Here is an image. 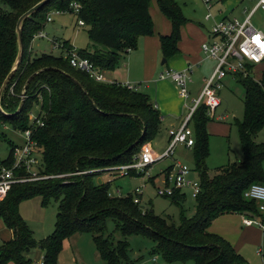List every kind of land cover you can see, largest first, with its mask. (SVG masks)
<instances>
[{
    "label": "trees",
    "instance_id": "obj_1",
    "mask_svg": "<svg viewBox=\"0 0 264 264\" xmlns=\"http://www.w3.org/2000/svg\"><path fill=\"white\" fill-rule=\"evenodd\" d=\"M39 1L0 0V86L16 57V22ZM155 2L171 24L170 34L159 37L162 57L168 60L178 52L180 28L187 20L175 0ZM71 3L79 5L76 19L83 21L82 27L87 28L93 44V50L78 49L77 53L101 71H113L121 56L135 48L138 37L153 34L151 0H52L24 21L22 61L3 93L1 105L5 112H15L27 79L46 69L30 80L21 111L7 117L0 112V122H7L14 130L27 129L29 106L38 101L36 112L43 126L33 128V139L41 153L40 173L56 181L43 187L37 185L50 183V179L14 185L0 201V219L11 232L10 240L0 246V264H31L28 254L35 249L43 252L44 264H57L63 240L84 233L91 235L104 264L142 261H129L127 244L113 242L108 222L122 236L136 235L152 241V254L168 264L186 260L193 264H247L226 241L210 234L208 227L223 215L262 218L256 203L245 199L243 193L252 184H264V144L254 141L264 126V80L254 81L250 72L236 76L244 90L243 117L236 124L243 157L212 177L205 165L206 107L199 106L193 114L195 145L190 151L201 192L194 199L193 216L186 217L182 210L175 225L134 204L130 196H112L109 182H93L101 173L133 163L142 145L158 133L162 118L147 95L116 82L97 83L73 69L62 53L30 58L29 45L43 30L48 13L70 12ZM65 46L71 49L68 42ZM0 164H6V160ZM36 194L58 200L55 230L39 241L18 212L20 201ZM184 199L179 193L171 197L178 205Z\"/></svg>",
    "mask_w": 264,
    "mask_h": 264
},
{
    "label": "rangeland",
    "instance_id": "obj_2",
    "mask_svg": "<svg viewBox=\"0 0 264 264\" xmlns=\"http://www.w3.org/2000/svg\"><path fill=\"white\" fill-rule=\"evenodd\" d=\"M181 8L183 17L187 23L193 22L201 24L205 30H208L211 22L205 20L207 14V5L203 0H175ZM210 4V13L215 16L216 10L224 11L234 5L233 0H206ZM257 0L249 2L251 8ZM153 3V4H152ZM152 4V5H151ZM149 12L152 6H157L155 0H151ZM247 4L239 5V9ZM1 7V3H0ZM150 14V13H149ZM237 11L233 13L230 18L242 19ZM185 23V24H187ZM252 25L264 34V12L257 11L251 18ZM184 26V25H183ZM183 26L180 28V33L183 32ZM186 26V25H185ZM184 26V27H185ZM42 33L45 38H35L29 45L30 58H35L43 53L51 54L54 56L60 55V50L54 48L51 41L56 40L62 42L66 49V42L71 48L78 49H92V42L90 41L87 28L77 25L76 15L62 14L51 15V22L46 23ZM162 60V58H161ZM170 62V61H169ZM167 65L158 66L159 72ZM208 62L204 65V69L208 66ZM170 70L178 71L169 67ZM261 75V80H264V64L255 68V74ZM263 74V75H262ZM123 71L116 67L109 76L112 81L122 83ZM256 75V78L259 77ZM122 81V82H121ZM195 74L191 79L189 85L190 97L188 101L181 100L176 92V88L169 87L164 90V99L162 107L164 112L160 113L164 116L165 120L174 119L175 115L184 117L187 114V107L190 101L195 99L200 91V86L197 84ZM220 106L215 110L214 116H206L207 122L205 125L206 134L208 135V157L205 165L209 175L214 176L219 169L226 168L229 164L238 162L242 159V149L239 143L238 132L236 128L237 122H240L243 117V104L242 95L244 93L243 87L236 81L231 79H224L223 87L219 90ZM139 92L146 95L144 85L139 87ZM19 104V102H18ZM38 101H34L29 106V112H36ZM28 112V113H29ZM28 116V114H27ZM224 117L221 121L217 118ZM161 135V134H160ZM156 135L151 141L145 144H150L152 150L156 154H160L165 146L164 138ZM22 135L12 129L7 122H0V163L5 161L9 155L11 146L19 145L22 143ZM256 143L264 144V126L258 133L254 140ZM177 147L176 152L170 158H165L147 169V174L144 176H120L117 172L111 171L110 173H101L93 179L94 184L101 185L110 183L109 192L112 196L117 197H132L137 188H142V196L140 198V206L143 209L152 210L157 216H160L175 225L179 224L180 213L183 210L185 216L190 218L194 214V200L190 197L187 191L185 193L184 202L180 205L172 202L171 198H164L157 195L156 188L162 186L164 180H168V176L172 178L171 167L176 163L186 165L191 170L190 178L196 179L194 172V163L191 151L182 153ZM261 168L264 173V159L261 162ZM44 176V175H43ZM50 179V183H39L37 187L51 185L55 182V178L45 175L42 180ZM260 184V183H259ZM264 185V184H263ZM58 209V200L54 197H45L42 194H36L27 197L20 201L18 205V212L22 220L31 230L33 237L36 241L42 240L53 234L55 230L56 214ZM142 209V213L144 210ZM108 234L111 236L113 242H125L128 248V259L130 262L142 259L139 263L134 264H168L164 262L159 255L152 254L154 243L146 238L136 235L122 236L120 233L114 231L112 222L107 223ZM11 232L6 229L4 222L0 219V246L2 243L9 241ZM257 248H261L264 255V233L262 235V243ZM253 249V251L257 252ZM258 256V255H257ZM29 259L32 261H40L43 257V252L40 249L32 250L28 254ZM252 264H263L261 257H255L253 254L250 256ZM155 260V262H153ZM57 264H104L101 260L96 247L93 243L92 237L89 234H74L63 240L61 251L58 255ZM171 264H193L191 260L184 262H177Z\"/></svg>",
    "mask_w": 264,
    "mask_h": 264
},
{
    "label": "built area",
    "instance_id": "obj_3",
    "mask_svg": "<svg viewBox=\"0 0 264 264\" xmlns=\"http://www.w3.org/2000/svg\"><path fill=\"white\" fill-rule=\"evenodd\" d=\"M207 5V14L205 20L212 23L209 30V41L201 45V52L205 58L214 62V70L205 81L199 95L192 99L190 106L187 107V114L183 123L178 128H170L167 131L168 144L160 154L153 152L149 144H144L139 150L136 160L127 165H121L112 168L120 176H130L135 173L137 176L147 174V169L165 159L174 155L177 147L191 150L195 145V138L191 128V119L199 106L206 107L208 116H214L215 110L220 106L219 90L222 87L223 80L228 76L242 75L247 76L250 71L248 66H255L264 61V34L257 30L251 23L252 16L257 12H264V0H257L254 6L245 14L242 20L237 18H228L218 14L212 16L210 13V4L203 0ZM69 11L54 10L48 13L46 23L51 22V15L74 14L79 12V5L71 3ZM77 25L82 27L83 21H77ZM35 38H45L40 31ZM54 48L60 50L64 58L68 60L69 65L78 71L88 75V77L97 82L110 84L104 77L103 71L95 67L88 59L78 55L75 48L67 50L63 43L56 40L51 41ZM192 67L188 66L183 70L173 71L165 69L159 73V80H170L174 83L178 97L181 100L189 98V84L191 82ZM129 90L137 91L138 86L124 85ZM12 94V89H10ZM21 98V96L19 97ZM155 108V107H154ZM28 125L25 130H17L22 135V143L13 145L9 155L6 158V164H0V201L5 198L11 187L18 184L41 181L45 178L40 172L41 153L33 139V128L42 127L43 122L37 115V112L28 113ZM224 117H219L222 120ZM15 131V130H14ZM172 178L164 180L162 186L156 188L157 195L164 198H171L175 193L185 196L184 191L190 194L194 200L201 192V186L196 179L190 178L191 170L186 165L176 163L173 165ZM133 203L140 204L142 188H137L133 193ZM243 197L256 203L258 213L264 216V185L252 184L243 193ZM242 224L244 226H256L264 229V220L262 218H251L241 214ZM31 264H44L43 257L40 261H32Z\"/></svg>",
    "mask_w": 264,
    "mask_h": 264
},
{
    "label": "crops",
    "instance_id": "obj_4",
    "mask_svg": "<svg viewBox=\"0 0 264 264\" xmlns=\"http://www.w3.org/2000/svg\"><path fill=\"white\" fill-rule=\"evenodd\" d=\"M233 1L235 2L234 7L231 6L223 12L220 10H216L217 14L215 16L221 13L222 16L230 18V16L238 10L239 14L244 17L245 14L251 9V7L248 6L250 5L249 2L251 3L254 0ZM244 3L247 4V6H242V9H239V5H243ZM149 13L153 24V34L150 36L138 37L135 48L121 56L117 67H119L123 71V75L121 77L123 82L121 81L122 83H116L122 85L138 86L137 91H139V87L141 88L142 85H144V88L148 93L147 97L149 98L150 103L155 107V109L159 112L162 118L159 125L158 133L156 135L161 134L160 136L164 138L165 146L167 147V131L170 128H178L183 123L186 115L184 117L175 115L174 119H164V116H162V114L160 113V111L164 112V109L162 107L164 99V90L166 88H169L170 86L174 87L175 85L170 80H159L158 75L163 70L169 69V67L175 70H183L188 66H191V79L195 74V78L197 79L196 82L200 86L201 91L205 81L211 75L215 66L214 62L210 59L205 58V56L201 52V45L209 41V30L212 23L210 24L209 29L205 30L201 24H195L190 21L189 23L186 22L187 24H184V26H186H183L182 34L180 33V40L177 45V54L171 57L170 59L165 60V63L162 65L161 62L164 59L160 51L159 37L170 34L171 24L161 14L157 6H152V10H150ZM168 62L170 66L163 67V70L159 72V64L160 66H164L167 65ZM207 62L209 64L204 69V65ZM262 64H264V61L258 65L252 66L250 70L252 78L256 82H259L261 80V75H259L258 72V74H255V68ZM111 72L112 71H103L104 77L108 83L115 82L110 80L111 78L109 76L111 75ZM256 75H259V77L256 78ZM225 79H231L232 81L236 82V77L234 76H228ZM191 83L192 82H190V84ZM217 120L221 121L218 118ZM166 147L164 148V150L166 149ZM178 149H181L180 151L182 153H185V151H189L182 147ZM262 220H264V216H262ZM208 232L226 241L236 253H238L241 257L244 258L247 264H252L250 258L251 254H253L257 258L258 256H260L262 263L264 264V255L262 251H260L261 248H257V246L260 247L262 243V235L264 233V229H260L256 226H244L242 224L241 215L230 214L218 217L210 224V226L208 227ZM256 248L257 252H254L253 249L256 250ZM153 262H155V260H153Z\"/></svg>",
    "mask_w": 264,
    "mask_h": 264
},
{
    "label": "water",
    "instance_id": "obj_5",
    "mask_svg": "<svg viewBox=\"0 0 264 264\" xmlns=\"http://www.w3.org/2000/svg\"><path fill=\"white\" fill-rule=\"evenodd\" d=\"M50 1L52 0H41L39 1L37 4H35L33 7H31L29 10H27L25 13H23L17 20L16 22V26H15V35H16V46H17V52H16V57L15 60L10 68V71L7 73L6 77L4 78L1 86H0V112L4 115V116H12V115H16L17 113H19L23 107L24 101H25V95H26V89L27 86L30 82V80L38 73H40L41 71L45 70H39L37 71L35 74H33L32 76H30L27 81L25 82L22 91H21V98L19 101V104L15 110V112L13 114H8L7 112L4 111V109L2 108L1 105V101H2V96L3 93L8 85V83L10 82V80L12 79V77L14 76V74L16 73V71L18 70L19 65L21 64L22 61V54H23V46H22V26L23 23L26 19H28L30 16H32L33 14H35L37 11H39L41 8H43L45 5H47ZM165 63V60H162L161 64L163 65Z\"/></svg>",
    "mask_w": 264,
    "mask_h": 264
}]
</instances>
